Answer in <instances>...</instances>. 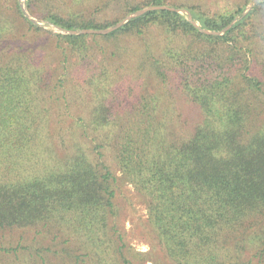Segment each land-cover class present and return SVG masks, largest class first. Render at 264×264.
<instances>
[{"label":"trees","instance_id":"16d2710c","mask_svg":"<svg viewBox=\"0 0 264 264\" xmlns=\"http://www.w3.org/2000/svg\"><path fill=\"white\" fill-rule=\"evenodd\" d=\"M248 1L211 11L125 0L121 16L96 20L25 0L75 31L56 33L49 55L8 43L15 26L0 11L1 252L28 250L40 264L48 252L60 264H264V0ZM132 13L105 33L83 31ZM151 27L163 43L145 39ZM128 36L145 43H119ZM54 101L67 126L51 125L62 116ZM72 105L84 109L69 113ZM114 167L144 199L147 251L112 221Z\"/></svg>","mask_w":264,"mask_h":264},{"label":"rangeland","instance_id":"374dc122","mask_svg":"<svg viewBox=\"0 0 264 264\" xmlns=\"http://www.w3.org/2000/svg\"><path fill=\"white\" fill-rule=\"evenodd\" d=\"M11 0H0V11L4 12L7 16L10 17L11 22L15 26L13 28V32L7 33V41L11 44H18V43H29L31 46L38 45L40 51L44 55H49L51 47L53 43H58L55 40V34L61 32L62 30L56 28L52 24L48 23L47 20L41 18V14L44 11V7L41 4L35 3L31 6V11L27 9L25 0H18V3L21 6H24V9L27 13L31 15L33 20L36 22L37 26H39V30H33L32 28H28L27 24L23 22V20L17 16V10L15 5H13V1ZM79 1L83 0H53L52 7L61 13L67 14L68 11L71 9L75 10H83V14L93 17L96 20H109L113 19L116 16H121L122 13V6L125 0H107L108 3L104 4L106 0H86L78 4ZM135 3L144 2L147 0H132ZM167 4L168 3H175L179 4L181 2L190 3L192 1L199 2L206 10H215L220 8L225 4H229V6L243 4L247 0H164ZM252 1L256 2L257 0H249L247 5H250ZM145 8V7H143ZM142 8V9H143ZM39 16V17H38ZM264 19V15L260 17V21ZM109 27V26H108ZM66 32V31H62ZM220 33H222L220 31ZM102 34V33H96ZM146 40H150L151 43H163L164 34L157 28L151 27L147 30ZM139 39V38H138ZM87 43H113L111 41H106L103 37H87ZM175 42H179L176 39ZM6 42H1L0 45L5 44ZM119 43H145V41L136 40L131 36L128 38H122ZM134 45V44H132ZM131 63V62H130ZM73 106V105H72ZM82 106H73L71 107V111L69 113L79 114ZM52 108L54 110H61L62 116H58L56 113L53 115L51 120V125H56V122L67 126L70 118L64 112L65 108L63 103H59L54 101L52 103ZM195 112V110L191 109ZM192 113L190 112V115ZM193 117V114L192 116ZM114 170L118 177H120L119 170L114 167ZM115 202L118 207V214L112 218V221L115 222L120 228H122L125 232L126 239L128 240L129 244L134 246L137 250L140 251H147L150 247L151 235L147 227L146 221V208L143 197L127 182H125L121 177L119 178L117 188H116V196ZM25 239L22 240L24 245H31L33 243V237L36 236L30 231L25 232L24 234ZM18 235H14V241L18 239ZM41 240L40 245H47L51 243H55L50 237L44 239L43 237H38ZM57 248V247H56ZM35 253V252H34ZM28 250H18L17 256L13 253H4L0 251V264H40V261L33 263L34 259H38L35 257L31 258L28 256ZM19 258V260L17 259ZM45 258L47 264H60V258L58 255H55L52 252L45 253ZM39 260V259H38ZM21 261V262H20ZM145 264H151L150 261L146 262Z\"/></svg>","mask_w":264,"mask_h":264},{"label":"water","instance_id":"95a60500","mask_svg":"<svg viewBox=\"0 0 264 264\" xmlns=\"http://www.w3.org/2000/svg\"><path fill=\"white\" fill-rule=\"evenodd\" d=\"M22 7V11L24 12V14H27V12L25 11V9H24V6L22 5L21 6ZM144 10H146V8H144V9H141V10H138L137 12H135V13H141V12H143ZM134 13H132V14H128L125 18H123V19H121L120 21H118L117 23H115V24H113V25H111V26H109V27H107V28H104V29H101V30H89V29H87V30H83L84 32H89V33H105V32H107V31H109V30H111V29H113V28H115V27H117V26H119L120 24H122L124 21H126L130 16H132ZM64 31H66V32H75V31H67V30H64Z\"/></svg>","mask_w":264,"mask_h":264}]
</instances>
